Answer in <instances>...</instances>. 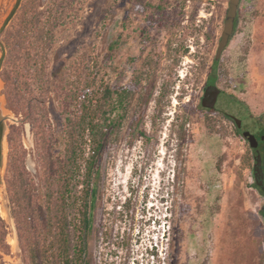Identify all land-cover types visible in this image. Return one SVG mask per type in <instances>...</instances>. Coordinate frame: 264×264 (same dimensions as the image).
Segmentation results:
<instances>
[{
	"label": "rangeland",
	"instance_id": "374dc122",
	"mask_svg": "<svg viewBox=\"0 0 264 264\" xmlns=\"http://www.w3.org/2000/svg\"><path fill=\"white\" fill-rule=\"evenodd\" d=\"M22 1L0 0V31ZM229 3L81 0L57 30L47 106L60 148L80 62L98 82L129 91L100 159L90 264H253V245L264 252V196L245 135L264 128V0H241L216 58ZM157 14L163 23L149 22ZM210 84L229 96L209 89L204 104ZM0 127V216L11 247L0 249V264H24L6 183L11 139L37 187L42 168L35 128L10 107L1 76Z\"/></svg>",
	"mask_w": 264,
	"mask_h": 264
},
{
	"label": "trees",
	"instance_id": "16d2710c",
	"mask_svg": "<svg viewBox=\"0 0 264 264\" xmlns=\"http://www.w3.org/2000/svg\"><path fill=\"white\" fill-rule=\"evenodd\" d=\"M80 2L23 0L0 33L4 52L0 76L6 83L7 100L33 124L42 168L37 187L25 152L18 151L11 139L6 183L24 264H90L100 159L110 134L121 123L120 111L129 93L98 82L92 68L80 62L64 97L63 146H58L47 106L51 53L57 30L78 13L75 5ZM148 20L162 24L164 19L157 14ZM255 187L264 196L256 181ZM0 249L7 253L11 249L1 216ZM263 254L255 243L251 262L260 264Z\"/></svg>",
	"mask_w": 264,
	"mask_h": 264
},
{
	"label": "water",
	"instance_id": "95a60500",
	"mask_svg": "<svg viewBox=\"0 0 264 264\" xmlns=\"http://www.w3.org/2000/svg\"><path fill=\"white\" fill-rule=\"evenodd\" d=\"M239 3L240 0H231L229 3V8H228V14L226 16L225 22H224V28H223V32H222V36L219 42V46L217 48V52H216V58H220L222 56L223 51L225 50V48L227 47V45L229 44L233 33L235 31V19L238 13V8H239ZM18 9V8H17ZM17 9H15L12 14L10 15V17L8 18V20L5 22L4 26L2 27L0 33L2 32V30L7 26V24L9 23L10 19L13 17V15L15 14V12L17 11ZM3 58H4V52H3V56L0 60V68L3 62ZM215 90L223 95L229 96V94L224 91L223 89H221L218 85L215 84H210L205 88L206 91V97L204 98V104L206 103L207 100V92L208 90ZM237 103L240 104L239 101H236ZM209 105V104H207ZM242 105V104H241ZM243 107V111H246V107L244 105H242ZM236 120H238L237 116H233ZM262 131V139H264V128L261 130ZM245 135L246 137L249 139V141L251 142V146L257 150H255V156H254V175H255V181L258 184V186H260L261 188L264 189V166H263V154L261 152V150L258 149L259 146V139L257 138L256 134H254L253 132L247 130L245 131ZM4 140V133L2 128L0 127V161L1 163L3 162V148H2V142Z\"/></svg>",
	"mask_w": 264,
	"mask_h": 264
},
{
	"label": "flooded vegetation",
	"instance_id": "af4514ba",
	"mask_svg": "<svg viewBox=\"0 0 264 264\" xmlns=\"http://www.w3.org/2000/svg\"><path fill=\"white\" fill-rule=\"evenodd\" d=\"M231 1V0H230ZM240 2H241V0H240ZM240 4V3H239ZM227 14H228V11H227ZM238 17H239V8H238V13H237V16H236V19H235V29H236V26H237V22H238ZM226 19V18H225ZM224 28V27H223ZM222 32H223V30H222ZM234 34V33H233ZM221 36H222V34H221ZM254 134H256V136H257V138L259 139V146H258V149L259 150H261V152H262V148H263V146H261L262 145V143L264 144V139H262V136H263V134H262V132H253ZM261 146V147H260ZM255 150H257V149H255ZM262 154H263V152H262Z\"/></svg>",
	"mask_w": 264,
	"mask_h": 264
},
{
	"label": "bare ground",
	"instance_id": "6f19581e",
	"mask_svg": "<svg viewBox=\"0 0 264 264\" xmlns=\"http://www.w3.org/2000/svg\"><path fill=\"white\" fill-rule=\"evenodd\" d=\"M3 146H5V145H3ZM5 154H6V149H4L3 162H2V167H1L2 170L4 169V165H5ZM0 198H1V196H0Z\"/></svg>",
	"mask_w": 264,
	"mask_h": 264
}]
</instances>
